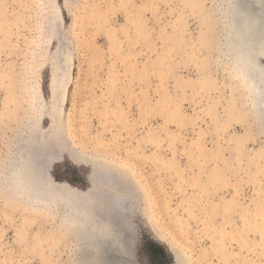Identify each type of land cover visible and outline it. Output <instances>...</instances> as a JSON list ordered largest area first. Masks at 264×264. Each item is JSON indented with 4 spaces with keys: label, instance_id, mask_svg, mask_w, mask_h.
<instances>
[{
    "label": "rangeland",
    "instance_id": "rangeland-1",
    "mask_svg": "<svg viewBox=\"0 0 264 264\" xmlns=\"http://www.w3.org/2000/svg\"><path fill=\"white\" fill-rule=\"evenodd\" d=\"M232 1L0 0V264H98L101 225L121 231L98 242L108 264H176L170 245L186 264H264V38L247 49L242 27L264 3ZM30 138L48 148L39 191L9 177Z\"/></svg>",
    "mask_w": 264,
    "mask_h": 264
},
{
    "label": "bare ground",
    "instance_id": "bare-ground-1",
    "mask_svg": "<svg viewBox=\"0 0 264 264\" xmlns=\"http://www.w3.org/2000/svg\"><path fill=\"white\" fill-rule=\"evenodd\" d=\"M262 1V3H264V0H261ZM233 3H235V0H233L232 1ZM239 6L241 7V5L239 4ZM263 6H264V4H263ZM235 12H236V18L235 19H237L239 16H244V12L245 11H243V9H239V7H238V5H237V9L235 10ZM244 13V14H243ZM246 16H244V18H243V28L244 29H246V32L244 33L245 35H244V43H246L245 45H246V48H247V46H248V39H249V34L252 32V33H256V31L257 30H259V34L264 38V21L263 20H261V19H259L260 21L258 22L257 20H253L249 25H248V21L246 20V18H245ZM245 19V20H244ZM264 19V18H263ZM248 32V33H247ZM263 40V39H262ZM261 40V41H262ZM258 41V40H257ZM256 46H258V45H256ZM248 49V48H247ZM258 52V51H257ZM251 53V52H250ZM259 55V54H258ZM262 55H264V45H263V48H262ZM260 56V55H259ZM252 61L250 62V63H253L254 64V61H255V57H251L250 58ZM250 65H252V64H250ZM249 65V66H250ZM253 66V65H252ZM256 67V66H255ZM262 70V69H261ZM263 71V70H262ZM261 71V72H262ZM264 74V73H263ZM264 77V76H263ZM53 93L55 94V101L57 100L56 98L58 97V87L57 86H54V88H53ZM60 100V99H59ZM57 102V101H56ZM58 105V104H57ZM59 105H60V103H59ZM37 125V124H36ZM35 125V126H36ZM33 126V125H32ZM34 127V126H33ZM28 130H30V129H28ZM27 131V130H26ZM31 131V130H30ZM33 131V130H32ZM24 136V135H23ZM39 137H40V135L38 136V140H39ZM52 138V137H51ZM53 139V138H52ZM61 139V138H60ZM60 139L58 138V141H60ZM54 140H57V139H54ZM54 140H53V142H54ZM23 141H25V140H23ZM27 141V140H26ZM47 141H48V139H47ZM58 141H56V142H58ZM53 142H52V145H53ZM29 144L27 145V144H21V146L17 149V153H19V157H18V161H17V163L14 165V167L13 168H11L10 170H9V177H10V179H11V181H13V183H16V184H14L15 186H17V187H19L20 189H24V188H27L28 186H29V184H31V186H32V188L34 189H36L37 191H39L42 187L41 186H45V185H40V182H41V184H43V182H42V178L41 177H43V175L45 174L44 173V166H43V169L41 170V168H40V165L42 164V163H40V160H39V158L40 157H42V156H40L39 155V151H40V149L41 148H39V143H38V141L36 140V139H32V138H30L29 139V142H28ZM55 143V142H54ZM39 144V145H38ZM50 144V143H49ZM58 144H60L59 142H58ZM20 145V144H19ZM47 145V144H46ZM51 145V147H53L54 148V146L56 145L57 146V143H55V145L54 146H52ZM55 146V147H56ZM40 147H42V145H40ZM50 146H49V148H51ZM42 148H45V147H42ZM52 148V149H53ZM45 149H47L48 150V148H45ZM57 150V149H56ZM73 154V153H72ZM76 154V153H75ZM79 154V153H78ZM78 154H76V156L78 155ZM84 154V153H83ZM51 155H54V154H51ZM69 155H71V154H69ZM74 155V154H73ZM82 155V154H81ZM79 156V155H78ZM81 157H83V156H81ZM33 159H35V160H33ZM71 159H72V161L73 162H76V163H81V160H82V158L80 159V158H78V157H74V156H71ZM84 159H86V158H84ZM88 159V158H87ZM12 160V159H11ZM44 160V159H43ZM89 160V159H88ZM13 161V160H12ZM32 161H35L34 163V166L32 165ZM46 161V160H45ZM51 161V160H50ZM53 161V160H52ZM85 161V160H84ZM90 162H92V161H90ZM14 163V162H13ZM47 163H48V161H47ZM53 163V162H52ZM83 163V162H82ZM112 163V162H111ZM111 163H109V164H111ZM85 164V163H84ZM94 164V163H93ZM97 164V163H96ZM101 164H103V162L101 163ZM108 164V163H107ZM11 165V164H10ZM44 165V164H43ZM48 165H49V163H48ZM92 165V164H91ZM100 165V164H99ZM6 166H8V165H6ZM93 166V165H92ZM109 166V165H108ZM102 167V166H101ZM100 167V168H101ZM111 167H114L113 168V170H115L116 171V173H117V175H119L120 177H124L123 178V180L124 181H126L127 183H129L131 186H133L134 187V185L136 184V179H135V175L132 173V171L130 170V168H128V167H126V166H111ZM9 169V168H8ZM46 169V168H45ZM102 169H103V167H102ZM109 169H111L110 168V166H109ZM5 171V170H4ZM41 171L44 173H42L41 174ZM107 171H109V170H107ZM111 171V170H110ZM46 172V171H45ZM7 174H8V172H7ZM6 176V175H5ZM8 177V176H7ZM4 178V177H3ZM6 178V177H5ZM7 179V178H6ZM9 179V178H8ZM43 181L45 182V184L48 186V187H51L52 188V190H54V193H56V194H58L59 192H66L68 195H70V197H71V199H73L74 200V202H75V204H79V205H85V206H88V204L87 203H89V206H91V204L90 203H92L93 201H96L97 200V203L100 201V200H98V199H95V200H93L96 196H94V194L92 193V191H89L88 193H84V192H81V191H79V190H77V189H75V188H71V187H68V186H66V185H64V184H61V185H58L57 183H55L54 182V180L51 178V177H46V178H43ZM90 181H92L91 182V187L95 190V189H97L99 186H98V182L95 180V179H90ZM120 181V180H119ZM10 183V182H9ZM8 183V184H9ZM12 183V182H11ZM106 183V182H105ZM4 184V183H3ZM103 184V183H102ZM10 185V184H9ZM101 185V184H100ZM102 186V185H101ZM104 184H103V188H104ZM105 187H107V186H105ZM12 188V187H11ZM14 188H16V187H14ZM106 189V188H105ZM107 189H109V188H107ZM42 190V189H41ZM110 190V189H109ZM14 191H16V189L14 190ZM19 191V190H18ZM113 191V190H112ZM22 192V191H21ZM46 193V192H45ZM61 193H59V195H60ZM24 195V194H23ZM78 195H81V196H79V197H81V199L80 198H78ZM106 195V194H105ZM62 196V195H61ZM60 196V197H61ZM101 196V195H100ZM113 196V195H112ZM21 197H24V196H21ZM55 198V197H54ZM109 198V197H108ZM117 198V197H116ZM52 199V198H51ZM63 199V198H62ZM101 199V198H100ZM105 199V198H104ZM118 199V198H117ZM43 200H45V199H43ZM59 200V199H58ZM70 200V199H69ZM116 200V199H115ZM66 201V200H65ZM85 201V202H84ZM109 201V200H108ZM114 202V201H113ZM97 203H96V205H94V203L92 204V205H94V207L95 206H97ZM101 202H99L98 204H100ZM104 203V202H103ZM108 203V202H107ZM110 203V202H109ZM72 204H74V203H72ZM70 205H71V203H70ZM103 205L104 204H102V206H100V207H103ZM107 205H109V204H107ZM84 206V208H86ZM106 205H104V207H105ZM110 206V205H109ZM108 207V206H107ZM73 208H74V206H73ZM88 208V207H87ZM111 207H109V209H110ZM75 209V208H74ZM79 209V208H78ZM92 209V208H91ZM90 208H89V210H91ZM100 209V208H99ZM99 209H98V213L99 212H102V211H99ZM80 210V209H79ZM101 210V209H100ZM104 210H105V208H104ZM111 210V209H110ZM81 211V210H80ZM105 211H109L108 210V208H107V210H105ZM116 211H117V209H116ZM107 212H106V216H107ZM77 214H78V210H77V212H76ZM111 213V212H110ZM117 213V212H116ZM76 214V215H77ZM84 214V213H83ZM105 214V213H104ZM108 214H109V212H108ZM119 214V213H118ZM79 215H81V214H79ZM97 216H99L98 214L96 215V217ZM104 217H105V215H103ZM114 216V215H113ZM81 217V219H82V221H83V216H80ZM87 217V219L89 218V216H86ZM96 217H94V221L96 220V223H99V218H102L103 219V217L102 216H99V218L98 219H95ZM115 217V216H114ZM111 218V217H110ZM110 218H107V219H110ZM77 219H79L78 217H77ZM107 219H105V221L106 222H104V220H103V223H107V225L109 224L110 226H108L109 227V229L110 230H112L113 229V227L111 226V225H114L115 227H116V221L114 220H107ZM98 220V221H97ZM79 221V220H78ZM93 222V221H92ZM101 223H102V221H100ZM87 223H89V221L87 222ZM100 224V223H99ZM106 225V224H105ZM107 225H106V227H107ZM88 226V225H87ZM94 226V225H93ZM92 226V227H93ZM97 226H98V224H97ZM100 226V225H99ZM119 226V225H118ZM111 227H112V229H111ZM82 228V227H81ZM94 228V227H93ZM103 225H101V227L99 228V229H97L95 232H94V234L92 235V238H97V239H99L100 240V237L102 236V238H101V240L100 241H98L97 240V242L96 241H92L93 242V245L95 244V243H97L95 246L98 248L97 250V253L99 252L100 253V257L97 259V261H99L98 262V264H108V262H107V257L104 255V253L106 252V250L105 249H103V250H105V252L104 251H102V250H100L99 249V247H101V245H99V243L98 242H100V243H102L101 241H103L102 239L103 238H105L104 239V241L106 240V239H112L111 237H113V234H111L110 232H108L109 233V235H111V236H109V235H107V236H105V235H103L104 234V230H103ZM105 229V228H104ZM117 229V228H116ZM116 229H113V230H116ZM119 229V228H118ZM105 230H107L108 231V229H105ZM112 230V231H113ZM89 231V230H88ZM107 231H106V233H107ZM117 231V233H118V230H116ZM84 232V231H83ZM86 232V231H85ZM93 232V231H92ZM91 232V233H92ZM120 232L121 231H119V233L118 234H120ZM87 233H89L90 234V232H87ZM114 233V232H113ZM117 233H115V234H117ZM118 234L116 235V237H114L113 239H115V238H117V236H118ZM98 236H99V238H98ZM103 236H105V237H103ZM115 236V235H114ZM88 237H90V236H88ZM87 237V238H88ZM107 237V238H106ZM89 239H91V238H89ZM112 239V240H113ZM121 239V238H120ZM119 238L117 239V240H120ZM91 241V240H90ZM104 241H103V244H104ZM106 242V241H105ZM113 242V241H112ZM116 242H118V241H116ZM115 242V243H116ZM102 244V245H103ZM112 245H113V243H111ZM123 245V244H122ZM104 246L105 245H103L102 247L104 248ZM121 246V245H120ZM102 247H101V249H102ZM106 247V246H105ZM114 247V246H113ZM122 248V247H121ZM95 249V248H94ZM113 249H115V248H113ZM124 249V248H123ZM170 249H172V251H173V254H174V257H175V260H176V264H183V263H185L186 264V259L184 258V257H182V255H180V254H178L177 253V249L176 248H174V246L173 245H170ZM111 250V249H110ZM94 252H96V251H94ZM92 253V252H91ZM99 253L97 254V255H99ZM108 254V253H107ZM121 254V253H120ZM95 255V254H94ZM105 256V257H104ZM97 257V256H96ZM109 258V257H108ZM93 260V259H92ZM114 260V259H113ZM108 261H111V259L110 260H108ZM120 261V260H119ZM93 262H94V260H93ZM111 263V262H110ZM109 263V264H110ZM113 263V262H112ZM94 264H97V262L95 263L94 262ZM121 264V263H120Z\"/></svg>",
    "mask_w": 264,
    "mask_h": 264
},
{
    "label": "water",
    "instance_id": "water-1",
    "mask_svg": "<svg viewBox=\"0 0 264 264\" xmlns=\"http://www.w3.org/2000/svg\"><path fill=\"white\" fill-rule=\"evenodd\" d=\"M85 193V192H84ZM79 196H81V195H78V198H80L81 199V197H79Z\"/></svg>",
    "mask_w": 264,
    "mask_h": 264
}]
</instances>
